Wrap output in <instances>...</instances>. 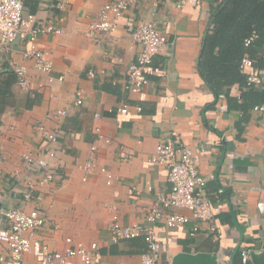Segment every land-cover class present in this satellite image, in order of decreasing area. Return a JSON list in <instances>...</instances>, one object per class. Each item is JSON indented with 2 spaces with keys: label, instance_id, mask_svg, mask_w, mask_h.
<instances>
[{
  "label": "crops",
  "instance_id": "0c3cea01",
  "mask_svg": "<svg viewBox=\"0 0 264 264\" xmlns=\"http://www.w3.org/2000/svg\"><path fill=\"white\" fill-rule=\"evenodd\" d=\"M107 1L25 0L23 16L59 18L61 33H39L33 43L46 52L50 71L35 69L33 60L24 57L25 38L17 37L7 49L0 45V145L5 155L0 208L39 205L47 214V223L31 237L24 263L36 262L42 244L62 250L71 237L86 245L97 242L90 264H143L142 237L113 243L108 224L117 215L123 224L151 227L145 211L169 182L167 166L148 162V157L160 141H180L191 148L198 171L207 178L204 192L214 219L197 222L189 210L174 208L189 221L183 227L167 228L163 222L151 227L160 243L157 264H174V258L186 255L245 264L244 247L250 254L264 253V111L252 109L248 121H241V111L228 110L226 98H216L198 75L202 39L220 0H134L112 32L97 40L85 36ZM152 19L167 43L145 68L149 83L130 92L125 73L140 49L130 28ZM11 60L25 66L28 87L17 83ZM89 69L94 76L89 77ZM261 75L264 79V70ZM77 91L80 105L74 104ZM229 95H240L238 84ZM122 104L129 106L127 113L118 112ZM58 109L66 113L46 118ZM38 123L48 131L59 129L57 140L47 141ZM41 144L55 152L48 158L54 179L35 185L33 199L24 200L23 190L34 183L38 170L25 167L21 154L34 153ZM91 158L93 171L83 179L82 166ZM101 168L111 175L109 183ZM5 230L0 219V232ZM5 249L0 242V253ZM247 263L253 264L251 259Z\"/></svg>",
  "mask_w": 264,
  "mask_h": 264
},
{
  "label": "built area",
  "instance_id": "2783aa9c",
  "mask_svg": "<svg viewBox=\"0 0 264 264\" xmlns=\"http://www.w3.org/2000/svg\"><path fill=\"white\" fill-rule=\"evenodd\" d=\"M134 2V0H109L103 3L94 20L90 23L85 36L97 40L105 34H109L116 27V20L122 13ZM184 0H180L182 4ZM25 0H0V45L7 49L17 37L26 39V47L23 55L31 58L35 69L42 71L51 70V61L46 52L36 48L33 43L39 33L51 34L61 33L62 27L59 26L57 16L38 20L35 14L23 16V7ZM157 22L152 19L140 21L134 27L130 28L133 42L140 45L136 59L127 66L125 88L130 92H139L149 83L145 76V68L149 65L153 57L159 53L167 43V37L157 28ZM253 38H247L245 44L251 42ZM30 45V46H29ZM264 53V43L262 45ZM254 61L248 56H244L240 62V69L247 75V84L255 87L261 86L264 82L261 70L253 66ZM10 66L15 72L17 83L21 87H28L29 80L26 77L25 66L11 60ZM89 77L94 76V71H87ZM74 100L75 105L82 104L80 92H76ZM129 106L122 104L118 112L127 113ZM254 110L264 111V106L259 105ZM135 110L140 112L142 107L135 106ZM66 113L65 109H58L50 116H59ZM98 114L95 113V117ZM42 136L47 140L54 142L59 135V129L48 131L41 123L36 124ZM73 134V132H69ZM99 137H102L99 135ZM106 141H108L106 139ZM55 154L53 149L47 148L45 144L38 146L36 151L23 152L21 154L25 167L38 170L37 179L34 183L28 182L23 190L24 200L33 199L32 190L35 185L42 186L50 183L54 179V171L49 165L48 158ZM2 146L0 145V179L1 163L4 160ZM148 162L164 163L168 168L167 179L169 189L164 193H157L155 202L145 211L144 217L151 227L163 222L167 228L183 227L189 217L172 211L174 208L187 209L191 217L197 222H212L214 219V208L207 198L204 188L207 178L198 171L193 151L180 141H160L155 145L154 151L148 157ZM94 160L88 159L82 166L84 172L83 179L93 171ZM108 178L111 175L106 169L101 168ZM0 219L6 230L0 232V242L5 245V251L0 253V264H25L24 254L31 248V237L47 223V214L45 209L35 205L29 210H24L20 206L9 208H0ZM117 215H113L108 224L109 240L118 243L123 240L142 237L146 244V250L140 254V260L143 264H157L160 257V243L156 238L151 227H146L139 223L123 224L117 220ZM198 228L196 224L190 234H193ZM66 246L62 250L51 249L47 244L40 247V256L34 264H90L92 252L97 248V242H91L86 245L81 241H72L71 237L65 239ZM241 261L246 263L250 259V250L244 247L241 252ZM232 264V263H231Z\"/></svg>",
  "mask_w": 264,
  "mask_h": 264
},
{
  "label": "trees",
  "instance_id": "16d2710c",
  "mask_svg": "<svg viewBox=\"0 0 264 264\" xmlns=\"http://www.w3.org/2000/svg\"><path fill=\"white\" fill-rule=\"evenodd\" d=\"M250 37L251 42L245 44ZM263 43L264 0H220L212 7L197 60L198 75L216 98H226L228 110L241 111L240 120L244 122L248 121L249 111L264 104V84L258 87L247 84L240 62L248 56L254 67L264 70ZM234 84L240 87L238 97L229 95ZM215 103L216 99L206 107Z\"/></svg>",
  "mask_w": 264,
  "mask_h": 264
},
{
  "label": "water",
  "instance_id": "95a60500",
  "mask_svg": "<svg viewBox=\"0 0 264 264\" xmlns=\"http://www.w3.org/2000/svg\"><path fill=\"white\" fill-rule=\"evenodd\" d=\"M250 259L253 264H264V253L257 254L256 252H252L250 254ZM174 264H216V262L213 257H209L208 255H186L182 259H179V257L176 259L174 258Z\"/></svg>",
  "mask_w": 264,
  "mask_h": 264
}]
</instances>
